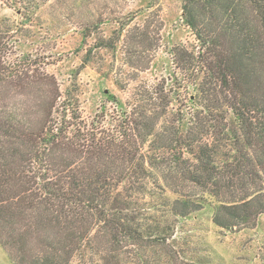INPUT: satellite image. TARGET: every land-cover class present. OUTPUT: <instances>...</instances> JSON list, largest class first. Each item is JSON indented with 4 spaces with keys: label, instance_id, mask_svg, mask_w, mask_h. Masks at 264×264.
<instances>
[{
    "label": "trees",
    "instance_id": "obj_1",
    "mask_svg": "<svg viewBox=\"0 0 264 264\" xmlns=\"http://www.w3.org/2000/svg\"><path fill=\"white\" fill-rule=\"evenodd\" d=\"M4 1L29 15L49 0ZM182 17L197 46L171 49L174 76L89 119L80 91L21 60L0 24V245L15 264H119L209 197L223 229L264 215V0H184ZM98 23H84L86 37ZM153 24L127 31L136 75L159 46Z\"/></svg>",
    "mask_w": 264,
    "mask_h": 264
},
{
    "label": "rangeland",
    "instance_id": "obj_2",
    "mask_svg": "<svg viewBox=\"0 0 264 264\" xmlns=\"http://www.w3.org/2000/svg\"><path fill=\"white\" fill-rule=\"evenodd\" d=\"M184 0H49L34 14H21L0 0V24L11 27L16 53L21 60L36 62L55 76L63 92L80 91L82 114L93 118L107 99L122 103L139 84H155L174 76L173 47L197 46L182 17ZM163 22L159 46L148 70L134 74L126 65L127 31L144 26L155 16ZM99 18L86 37L89 18ZM128 17H133L130 24ZM158 19V18H157ZM126 25L121 32L122 24ZM102 40L115 41L116 49L100 48ZM136 76V81L129 79ZM125 83L122 90L117 81ZM102 110V111H101ZM216 201L186 218H177L165 242L154 237L148 247H132L119 264H264V215L252 228L227 230L214 222ZM155 221L163 222L158 217ZM166 227L171 224L168 221ZM154 225V224H153ZM155 233V232H154ZM165 235H161L163 239ZM126 252V251H125ZM0 264H15L0 245ZM72 264H83L76 258ZM86 264H102L87 262Z\"/></svg>",
    "mask_w": 264,
    "mask_h": 264
}]
</instances>
